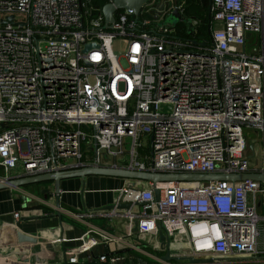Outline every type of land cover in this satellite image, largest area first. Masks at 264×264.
I'll use <instances>...</instances> for the list:
<instances>
[{
  "label": "built area",
  "instance_id": "2783aa9c",
  "mask_svg": "<svg viewBox=\"0 0 264 264\" xmlns=\"http://www.w3.org/2000/svg\"><path fill=\"white\" fill-rule=\"evenodd\" d=\"M157 3L138 16L118 10L106 23L81 0H0V182L88 165L264 174V150L256 168L245 135L251 127L264 140V0H209L208 40L165 26ZM117 39L122 55L112 49ZM260 206L264 182L256 180L130 179L112 208L81 215L121 222L126 237L86 220L82 248L145 247L149 264H190L163 260L167 248L259 264ZM10 256L0 254V264ZM123 259L100 254L96 264Z\"/></svg>",
  "mask_w": 264,
  "mask_h": 264
},
{
  "label": "crops",
  "instance_id": "0c3cea01",
  "mask_svg": "<svg viewBox=\"0 0 264 264\" xmlns=\"http://www.w3.org/2000/svg\"><path fill=\"white\" fill-rule=\"evenodd\" d=\"M18 173L17 168L13 174ZM84 180L85 184L81 178L61 180L58 207L50 182L0 189V254L11 250L10 264H96L100 254L109 253L123 257L122 264L152 262L150 250L143 246L147 254L117 242L93 243L90 251L82 248L86 220L116 236L126 237L121 222L96 216L81 219V215L107 210L105 207L113 204L117 190L129 182L110 176H87ZM258 210L264 213L262 206ZM15 212L20 214L18 219ZM32 216L45 217L30 219ZM127 240L137 242L136 236ZM260 248L264 249L263 237ZM71 258L77 261L71 263Z\"/></svg>",
  "mask_w": 264,
  "mask_h": 264
},
{
  "label": "water",
  "instance_id": "95a60500",
  "mask_svg": "<svg viewBox=\"0 0 264 264\" xmlns=\"http://www.w3.org/2000/svg\"><path fill=\"white\" fill-rule=\"evenodd\" d=\"M150 0H112L107 4L102 6L101 12L104 16L106 23H112L115 20V12L118 10H128L131 11L134 16H138L142 7L147 4ZM184 0H158L155 8L161 17V21L167 27L176 28L178 24H183L186 27V34L188 36H193L194 28L193 25L196 24L191 18L186 17L183 12L178 8L180 3ZM9 21L12 20L11 17L8 18ZM90 45L85 44L84 48L87 49ZM87 64V63H85ZM250 150L253 146L249 145ZM252 158V153L249 155ZM87 176H110L117 178H124L128 180H143V181H214V180H226V181H241V180H256L259 182H264V174L256 172L248 173H234V174H223V173H180V174H168V173H158L150 171H138L129 168L119 167V166H101V165H88L78 168L59 170L49 173H41L33 176H24L19 178L10 179L8 182H0V189L13 188V187H23L29 184H39L50 182L53 184V192L56 196L55 205L59 206V191L60 182L64 179L70 178H81L82 183L85 184V177ZM84 184L82 189L84 188ZM48 190V188H45ZM155 197H158V192L155 191ZM127 204H121L120 208H126ZM112 208V205L106 206L105 209ZM57 217L60 214L56 213ZM45 217V216H44ZM43 216H32L31 218H44ZM29 219V218H26ZM160 240L163 242L165 238L161 235ZM163 260H174L182 261L187 260L190 264H215V261L219 258H194L192 256H170L169 249L167 248L166 253L162 256ZM229 261L235 260V258H226ZM224 260V259H223Z\"/></svg>",
  "mask_w": 264,
  "mask_h": 264
},
{
  "label": "trees",
  "instance_id": "16d2710c",
  "mask_svg": "<svg viewBox=\"0 0 264 264\" xmlns=\"http://www.w3.org/2000/svg\"><path fill=\"white\" fill-rule=\"evenodd\" d=\"M82 2H86L87 6L92 8V15L95 16L99 12H101L102 6L107 4L109 0H81ZM183 13L186 17L191 18V20L195 21L196 24L194 28L196 29L193 37L196 39H206L208 40V35L204 31L205 30V22H207V9H208V0H184L183 2ZM186 27L183 24H178L176 26V30L179 35L185 36Z\"/></svg>",
  "mask_w": 264,
  "mask_h": 264
},
{
  "label": "rangeland",
  "instance_id": "374dc122",
  "mask_svg": "<svg viewBox=\"0 0 264 264\" xmlns=\"http://www.w3.org/2000/svg\"><path fill=\"white\" fill-rule=\"evenodd\" d=\"M161 23H163V21H161ZM183 31L185 32V36H183V37H187L188 35L186 34V30L184 29ZM112 49L118 55H122L123 51H124V42H123V40H121V39L115 40L113 45H112ZM245 135H246L247 140L249 141V145L250 144L253 145V150L256 153L255 156H253V158H251V163L254 166H256V168H260L263 165V161H262V152L264 150L263 149L264 148L263 137L261 136V134L257 130H255V129L251 128V127H249L248 129L245 130ZM145 151H147V149ZM249 154L251 155V151L250 150H249ZM102 158H103V156H102ZM261 225H263V224H261ZM262 260H264V254H263ZM261 264H264V262L261 263Z\"/></svg>",
  "mask_w": 264,
  "mask_h": 264
},
{
  "label": "flooded vegetation",
  "instance_id": "af4514ba",
  "mask_svg": "<svg viewBox=\"0 0 264 264\" xmlns=\"http://www.w3.org/2000/svg\"><path fill=\"white\" fill-rule=\"evenodd\" d=\"M208 3H209V0H208ZM194 25H193V28H194ZM209 26H210L209 17H208V13H207V22H205V30H204L207 33V35H208V32H209ZM215 258H219L218 260L215 261V264H242V263H237L234 260L233 261H229L226 258H222V257H215Z\"/></svg>",
  "mask_w": 264,
  "mask_h": 264
}]
</instances>
